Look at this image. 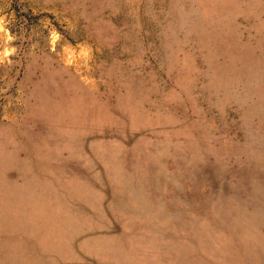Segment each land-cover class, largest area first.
<instances>
[{"label":"rangeland","instance_id":"1","mask_svg":"<svg viewBox=\"0 0 264 264\" xmlns=\"http://www.w3.org/2000/svg\"><path fill=\"white\" fill-rule=\"evenodd\" d=\"M0 264H264V0H0Z\"/></svg>","mask_w":264,"mask_h":264}]
</instances>
